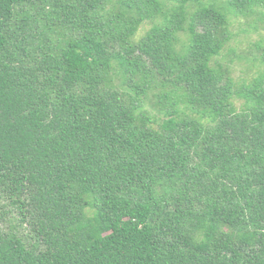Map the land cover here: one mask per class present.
Wrapping results in <instances>:
<instances>
[{
    "label": "trees",
    "instance_id": "trees-1",
    "mask_svg": "<svg viewBox=\"0 0 264 264\" xmlns=\"http://www.w3.org/2000/svg\"><path fill=\"white\" fill-rule=\"evenodd\" d=\"M241 19L264 0H0V264H264Z\"/></svg>",
    "mask_w": 264,
    "mask_h": 264
},
{
    "label": "rangeland",
    "instance_id": "rangeland-1",
    "mask_svg": "<svg viewBox=\"0 0 264 264\" xmlns=\"http://www.w3.org/2000/svg\"><path fill=\"white\" fill-rule=\"evenodd\" d=\"M244 21V19H241L240 25H235L236 27H233V32L236 34V38L230 45L236 46L238 52H245L246 50L251 49L252 42H256L260 38H264V27H262V24H258L260 29L257 31L249 29L248 32H240L237 27L240 29L246 27L247 25H245ZM149 27V22L143 23L136 33L135 39H138L142 34H144ZM230 74L237 83H241L249 81L256 73L255 68H253V66H251L248 62L238 61L235 59L230 68ZM236 104L239 105L238 100L236 101Z\"/></svg>",
    "mask_w": 264,
    "mask_h": 264
}]
</instances>
